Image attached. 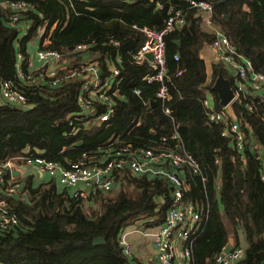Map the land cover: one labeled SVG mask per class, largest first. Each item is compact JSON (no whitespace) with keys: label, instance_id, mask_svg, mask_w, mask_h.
<instances>
[{"label":"trees","instance_id":"obj_1","mask_svg":"<svg viewBox=\"0 0 264 264\" xmlns=\"http://www.w3.org/2000/svg\"><path fill=\"white\" fill-rule=\"evenodd\" d=\"M11 1L27 2L30 9L23 13L18 27L12 28L7 23L8 11L0 8V85L14 79L15 43L24 57L23 66L27 46L35 41L38 48L63 54L73 66L81 56L68 49L89 45L103 73L110 64L119 69L124 77L119 85L123 98L115 101L108 122L69 138L72 127L81 125L75 120V97L82 81L63 80L55 88L23 85L27 107L0 98V164L26 151L68 167L83 152L105 146L113 136H121L134 147L151 148L161 137L176 132L201 171L197 176L186 169L183 175L187 184L184 200L202 210L192 246L193 264H213L231 236L234 246H240L238 233L244 236L246 247L235 264H264V91L243 92L226 108L219 105L212 90L217 76L228 80L233 89L236 79L219 62L212 65L206 83L200 52L213 42L214 35L202 22L204 14L184 0ZM210 1L214 25L251 61L254 71L264 75V0ZM169 9L185 16L184 25L164 38L170 100L162 104L170 110V117L160 103L153 104L159 84L143 80L149 71L147 63L137 66L132 62L146 39L140 30H162ZM25 27L27 34L19 38V30ZM208 96L213 98L216 112L226 113L238 123L244 136L242 150L235 147L230 135H221L227 122L208 121L209 110L204 105ZM251 145L259 146L262 154L251 151ZM114 175V191L96 196L89 208L61 193L53 182L32 185L30 180L22 181L27 200L11 202L19 224L0 232V264H140L132 254L124 255L120 234L141 221L143 229L160 227L170 206L171 187L165 180L135 176L127 168ZM96 238L104 242L94 245Z\"/></svg>","mask_w":264,"mask_h":264},{"label":"built area","instance_id":"obj_2","mask_svg":"<svg viewBox=\"0 0 264 264\" xmlns=\"http://www.w3.org/2000/svg\"><path fill=\"white\" fill-rule=\"evenodd\" d=\"M190 8L204 13L202 22L214 35L209 48L214 51L217 61L225 64L236 79L234 99L240 93H262L264 91V75L256 73L251 61L240 55L229 42L223 32L213 23V2L210 0H184ZM0 8L8 11L7 23L10 27H18L23 13L30 9L24 1L0 0ZM162 9L161 5H158ZM169 18L165 27L152 30L141 29L146 39L132 61L141 65L146 54H151L148 62V73L143 77L147 83L157 82L159 88L155 94V102L160 103L163 113L170 117V110L162 103L170 100L167 73L165 67V36L181 28L185 23L184 13L169 9ZM135 28V26H133ZM19 38L27 34V27L19 30ZM48 37L43 42L47 45ZM115 45V41H110ZM16 51L15 75L13 80L0 85V98L17 106L27 107V99L21 87L47 85L58 87L63 80L78 78L81 85L76 94L78 114L75 118L80 126L72 127L67 137H76L79 132H86L92 127H98L108 122L115 110V101L122 99L119 85L124 79L120 77L119 69L110 64L103 73L100 62L90 54L89 45H78L71 52L79 54L78 65H71L69 60L56 50L38 48L34 54L26 49L28 59L23 66L24 57L18 46ZM177 60V56L174 57ZM117 58V62H119ZM37 64V65H36ZM101 70V73L98 72ZM140 95V90L135 91ZM159 104V105H160ZM208 111V121L211 123L227 122L222 130L223 137H232L238 150H242L244 136L237 122L226 113L216 112L210 107L208 98L204 100ZM29 107V106H28ZM172 140V144L170 142ZM251 151L262 154L259 146L251 145ZM127 168L135 176H147L157 180H165L170 189V206L167 209L163 224L155 229H127L120 234L119 245L124 255L131 256L126 237L129 234H142L151 237L156 254L153 261L140 264H193L192 246L202 222V210L183 198L187 184L183 180L186 169L191 175H201L197 161L187 153L176 132L170 137H161L151 148L134 147L121 136H113L108 144L95 151L83 152L77 162L63 167L57 162L41 156L27 154L8 159L0 164V232L10 231L18 226L19 220L11 208L12 201H26L23 192V182L30 180L32 185L43 182H53L61 193H66L77 204L91 207L93 200L100 194L114 191L115 173ZM14 172H17L14 174ZM264 178V175L262 176ZM201 181L205 179L201 177ZM26 191V190H25ZM27 193V191H26ZM207 214V211H206ZM206 214L204 219L206 218ZM245 250L240 246L224 247L214 257L213 264H235L244 256Z\"/></svg>","mask_w":264,"mask_h":264},{"label":"crops","instance_id":"obj_3","mask_svg":"<svg viewBox=\"0 0 264 264\" xmlns=\"http://www.w3.org/2000/svg\"><path fill=\"white\" fill-rule=\"evenodd\" d=\"M198 11H200V10H198ZM202 14H204L202 11H200ZM207 30H209L210 31V29L208 28V27H205ZM135 29V28H134ZM219 29V28H218ZM220 30V29H219ZM221 31V30H220ZM222 32V31H221ZM115 41L114 39H111V38H109V42L110 41ZM210 46V45H209ZM209 46H206V47H204L202 50H201V52H200V58L203 60V62H204V65H205V71H206V83L208 84L209 82H210V79H211V73H212V65L213 64H217V63H219V61H217V59H216V56H215V54H214V51L211 49V48H209ZM141 47V46H140ZM27 48H28V50H30V51H32L31 53H33L34 54V52L38 49V42H34V43H32L30 46L28 45L27 46ZM140 49V48H139ZM151 55V54H150ZM146 57V56H145ZM67 58V57H66ZM69 60V59H68ZM120 60V59H119ZM151 61H152V59H151ZM69 62H70V60H69ZM133 62V61H132ZM147 63V65H148V62H150L147 58H146V60L141 64V65H143L144 63ZM71 63V62H70ZM117 63H120V61L119 62H117ZM133 64H135V63H133ZM37 65V64H36ZM135 65H137V64H135ZM141 65H137V66H141ZM117 67V66H116ZM100 73H101V70H100ZM98 74H99V72H98ZM124 78V77H123ZM208 101H209V105H210V107L211 108H213L214 109V103H213V98L212 97H210V96H208ZM153 104H156V102L154 101V103ZM227 116L229 117V118H231L232 120H234L232 117H230L228 114H227ZM128 243V242H127ZM231 245H232V243H230ZM228 246V245H227ZM128 247H129V245H128ZM150 254L148 255V254H145V255H142V254H139V257H134V256H132V257H134L136 260H138V262L139 263H149V262H151V261H153V258H154V256H155V254H156V251H155V249H154V244H153V242H151L150 243ZM129 251H130V248H129ZM131 254V253H130ZM151 256V257H150ZM150 258V259H149Z\"/></svg>","mask_w":264,"mask_h":264},{"label":"rangeland","instance_id":"obj_4","mask_svg":"<svg viewBox=\"0 0 264 264\" xmlns=\"http://www.w3.org/2000/svg\"><path fill=\"white\" fill-rule=\"evenodd\" d=\"M15 46H18V43H15ZM143 225H144V221H141V222H138L136 226H138V229H141L143 228ZM229 233H233L232 229L230 228H229ZM238 238H239L238 241H239L240 248L245 250L246 245H245L244 236L241 235V233H238ZM126 240L128 242L130 253L132 254V256L139 257V254H142V255L150 254L151 252L150 243L152 242L151 237H146V236H143L142 234H129L126 237ZM230 243H232L233 246L235 245V242L232 236L229 239V244H228L229 248L232 246Z\"/></svg>","mask_w":264,"mask_h":264},{"label":"water","instance_id":"obj_5","mask_svg":"<svg viewBox=\"0 0 264 264\" xmlns=\"http://www.w3.org/2000/svg\"><path fill=\"white\" fill-rule=\"evenodd\" d=\"M176 44H178L176 42ZM74 47L69 48V51H72ZM146 58L151 61L152 56L150 54L145 55ZM100 73V71H99ZM212 90L217 94L219 98V105L223 108H226L233 100H234V91L233 88L231 87L230 83L228 80H226L223 76L218 75L213 86ZM80 144V143H79ZM78 144V145H79ZM17 176V172H14ZM104 242L103 238H96L93 240L94 245H98Z\"/></svg>","mask_w":264,"mask_h":264}]
</instances>
